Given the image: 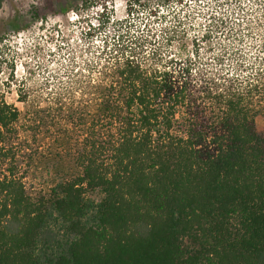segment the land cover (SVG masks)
<instances>
[{
  "label": "trees",
  "instance_id": "1",
  "mask_svg": "<svg viewBox=\"0 0 264 264\" xmlns=\"http://www.w3.org/2000/svg\"><path fill=\"white\" fill-rule=\"evenodd\" d=\"M150 1L172 0L130 11ZM195 2L208 17L190 49L164 53L150 30L73 59L79 107L0 94V264H264V0ZM173 19L168 46L196 14ZM36 164L53 178L31 194Z\"/></svg>",
  "mask_w": 264,
  "mask_h": 264
},
{
  "label": "rangeland",
  "instance_id": "2",
  "mask_svg": "<svg viewBox=\"0 0 264 264\" xmlns=\"http://www.w3.org/2000/svg\"><path fill=\"white\" fill-rule=\"evenodd\" d=\"M68 1L0 0V94L20 110L24 104L18 101L17 90L25 85L32 90L35 101L42 105L58 90L67 93L68 98L73 93L76 96L74 106L79 107L80 92L70 90L67 76L73 59L76 67H84L85 61L98 59L99 51L105 45L109 50L119 43H127L134 34L146 35L150 30V34L157 35L156 46H161L163 52L180 51L184 41L190 49L192 39L200 34L208 17L198 7L200 2L195 0H189L187 4V0H172L160 6L157 13L150 11L156 6L151 1L142 3L145 6L131 12V0H70L72 9L68 14L60 15V8ZM211 3L210 6L201 4L205 12L209 7H215L216 3ZM103 4L107 9L101 16L98 11ZM193 11L196 19L186 24V36L180 33L182 26L177 29L170 46L159 40V32L175 23L173 17L176 13L184 16L186 12ZM99 24L103 27L99 28ZM250 39L244 42L247 48L259 42L258 32ZM257 127L259 131L264 130L262 116L257 118ZM47 154L36 155L45 158ZM35 166L26 179L27 190L31 194L46 190L53 178L46 176L48 172L44 166Z\"/></svg>",
  "mask_w": 264,
  "mask_h": 264
}]
</instances>
